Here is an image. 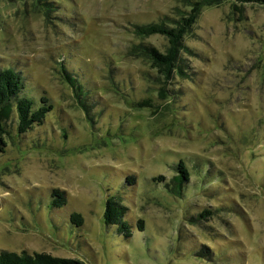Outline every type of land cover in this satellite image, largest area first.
Wrapping results in <instances>:
<instances>
[{
    "label": "rangeland",
    "instance_id": "obj_1",
    "mask_svg": "<svg viewBox=\"0 0 264 264\" xmlns=\"http://www.w3.org/2000/svg\"><path fill=\"white\" fill-rule=\"evenodd\" d=\"M52 1L46 19L37 0H0V69L17 67L52 103L24 134L8 120L0 249L86 264H264V5L241 7L242 20L229 2L201 7L185 74L163 82L135 46L164 51L167 40L135 26L195 0ZM61 63L92 87L76 97ZM180 161L189 179L175 195L166 184ZM53 189L64 205H51ZM115 193L129 237L103 220Z\"/></svg>",
    "mask_w": 264,
    "mask_h": 264
},
{
    "label": "trees",
    "instance_id": "obj_2",
    "mask_svg": "<svg viewBox=\"0 0 264 264\" xmlns=\"http://www.w3.org/2000/svg\"><path fill=\"white\" fill-rule=\"evenodd\" d=\"M44 7L43 14L46 19L49 17V12L52 10V0H37ZM224 2H229L231 6L232 16L237 15L236 20H242L241 7L246 4L264 5V0H195L191 8L186 12H180L176 17H165L160 21H153L135 26V32L139 36H150L153 34L162 35L167 40V45L164 51H160L155 47L140 43L135 46L136 55L147 58L151 67L158 74L157 80L167 82L173 76H183L185 74V58L183 52H188V48L184 43L186 35L191 33L193 25L196 22L201 7L207 5H215ZM241 13V15H239ZM70 67V65H69ZM70 69L74 70V68ZM75 71V70H74ZM81 74V77L70 72L64 64L61 63L60 78L65 81L70 88L71 93L82 95L86 88L92 87V82L87 83L83 80L81 68L76 70ZM21 70L13 65H9L0 69V151L3 152L6 144V136L8 130V120L13 121L16 132L24 134L34 125H41L46 114L52 109V103L47 95L39 94L36 91L34 84H28ZM162 78V79H161ZM80 79V81H79ZM85 88V89H84ZM161 93V91L159 92ZM39 96V103H36V98ZM83 100L86 103L90 102L91 97ZM85 111L88 108L85 103L79 101ZM88 105V104H87ZM89 107V105H88ZM175 174L170 179V184H166L167 190L180 195L183 184H186L189 179V172L186 166L180 161L175 170ZM164 180L163 176L158 177V180ZM133 178L125 179L128 184L133 183ZM66 203L65 193L59 189H53L51 192V205L60 207ZM126 206L122 204L120 196L115 194L109 195L105 200L103 212V220L106 225L116 224L118 233L125 237L131 236L130 225L123 219L126 212ZM212 209V208H211ZM210 208L200 212L199 217L212 213ZM70 221L76 225L83 223V218L79 213L73 212L70 214ZM137 227L140 230L144 228L143 220H138ZM0 264H86L79 258L54 256L46 252H28L22 250L20 253L5 249H0Z\"/></svg>",
    "mask_w": 264,
    "mask_h": 264
}]
</instances>
